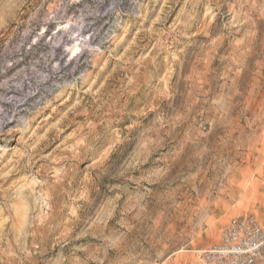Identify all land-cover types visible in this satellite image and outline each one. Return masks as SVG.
<instances>
[{
	"label": "rangeland",
	"instance_id": "374dc122",
	"mask_svg": "<svg viewBox=\"0 0 264 264\" xmlns=\"http://www.w3.org/2000/svg\"><path fill=\"white\" fill-rule=\"evenodd\" d=\"M246 216L264 0H0V264H204Z\"/></svg>",
	"mask_w": 264,
	"mask_h": 264
},
{
	"label": "built area",
	"instance_id": "2783aa9c",
	"mask_svg": "<svg viewBox=\"0 0 264 264\" xmlns=\"http://www.w3.org/2000/svg\"><path fill=\"white\" fill-rule=\"evenodd\" d=\"M264 250V229L252 216L229 221L220 242L202 251L204 264H254Z\"/></svg>",
	"mask_w": 264,
	"mask_h": 264
}]
</instances>
